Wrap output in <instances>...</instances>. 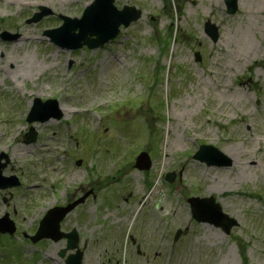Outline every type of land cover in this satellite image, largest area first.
<instances>
[{"label":"rangeland","instance_id":"rangeland-1","mask_svg":"<svg viewBox=\"0 0 264 264\" xmlns=\"http://www.w3.org/2000/svg\"><path fill=\"white\" fill-rule=\"evenodd\" d=\"M91 2L0 0L1 173L20 181L0 188L15 226L0 231V264H66V237L28 236L85 191L60 222L76 229L82 264H264V0L233 15L220 0H114L140 17L95 48L54 45L44 30ZM34 97L55 98L61 116L27 121ZM201 143L231 165L193 157ZM141 151L148 168L135 166ZM193 195H213L237 224L196 220Z\"/></svg>","mask_w":264,"mask_h":264},{"label":"water","instance_id":"water-1","mask_svg":"<svg viewBox=\"0 0 264 264\" xmlns=\"http://www.w3.org/2000/svg\"><path fill=\"white\" fill-rule=\"evenodd\" d=\"M227 5V11L234 13L238 8V0H224ZM94 3V4H93ZM92 5L87 6L80 17H69L60 15L63 22L54 28L44 30V33L49 35L50 40L58 46H66L67 48H78L86 45L89 48H95L103 45L109 39L115 37L120 25L128 26L131 21L138 19L141 15V10L134 5L124 4L122 8L116 7L114 0H94ZM42 10L34 13L27 21H35L50 9L41 6ZM77 29V31H75ZM205 32L210 38L215 41L218 38V26L211 20L205 22ZM2 37L9 35L8 31L0 33ZM197 59L199 54L196 53ZM50 116L60 117L61 111L58 102L55 98H47L42 100L35 97L33 105L28 113L27 121L46 120ZM27 141L35 140L36 132L33 127L25 133ZM4 153H0V159ZM193 157L204 162L207 166H229L232 163L231 157L211 143H202L194 152ZM5 165L0 160V188L13 186L18 183L15 175L6 176L1 173V167ZM151 165L149 155L146 151H141L136 159L135 166L144 169ZM174 172L168 171L166 179L173 181ZM89 191L79 196L75 200L68 202L66 205H55L49 208L39 222V226L33 235H30L33 241L42 237H50L58 239L66 237V247L60 251L63 255L66 249H74L73 252L67 254L65 262L67 264H82L83 251L78 245V233L75 228L68 232L60 230V221L79 202L85 199ZM190 211L193 217L198 221H207L215 226H221L225 233L230 231V228L237 224L236 219L224 212L221 204L216 201L213 195L200 196L193 195L188 197ZM15 229L12 219L8 218V213L0 217V231L13 233ZM180 229L177 230L174 240L177 238ZM139 247V246H138Z\"/></svg>","mask_w":264,"mask_h":264},{"label":"flooded vegetation","instance_id":"flooded-vegetation-1","mask_svg":"<svg viewBox=\"0 0 264 264\" xmlns=\"http://www.w3.org/2000/svg\"><path fill=\"white\" fill-rule=\"evenodd\" d=\"M22 182V181H21ZM19 184H20V182H19ZM70 201V200H69ZM66 202H68V200L67 201H65V202H63V203H61V204H59V205H64Z\"/></svg>","mask_w":264,"mask_h":264},{"label":"bare ground","instance_id":"bare-ground-1","mask_svg":"<svg viewBox=\"0 0 264 264\" xmlns=\"http://www.w3.org/2000/svg\"><path fill=\"white\" fill-rule=\"evenodd\" d=\"M94 2V0H92V2L91 3H89L88 5L90 6V4L92 5V3ZM94 4V3H93Z\"/></svg>","mask_w":264,"mask_h":264}]
</instances>
